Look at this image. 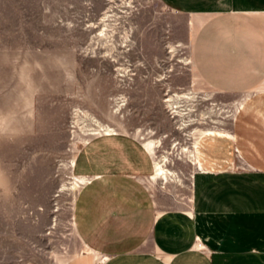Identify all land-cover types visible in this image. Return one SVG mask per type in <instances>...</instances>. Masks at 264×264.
I'll return each mask as SVG.
<instances>
[{"label":"rangeland","instance_id":"obj_1","mask_svg":"<svg viewBox=\"0 0 264 264\" xmlns=\"http://www.w3.org/2000/svg\"><path fill=\"white\" fill-rule=\"evenodd\" d=\"M123 1L0 0V264H63L87 250L74 211L88 176L75 161L95 135H135L168 169L154 163L149 178L157 209L190 201L200 138L231 137L234 95L191 87L185 18L158 0ZM111 4L117 16L98 36Z\"/></svg>","mask_w":264,"mask_h":264},{"label":"crops","instance_id":"obj_2","mask_svg":"<svg viewBox=\"0 0 264 264\" xmlns=\"http://www.w3.org/2000/svg\"><path fill=\"white\" fill-rule=\"evenodd\" d=\"M158 1L185 18L192 89L234 95L231 137L200 138L190 201L157 209L150 149L95 135L75 161L88 176L74 211L87 250L63 264H264V0Z\"/></svg>","mask_w":264,"mask_h":264},{"label":"bare ground","instance_id":"obj_3","mask_svg":"<svg viewBox=\"0 0 264 264\" xmlns=\"http://www.w3.org/2000/svg\"><path fill=\"white\" fill-rule=\"evenodd\" d=\"M132 0H124L122 4H111L109 6V8L106 10L102 21L104 22L102 29H100L98 36H103L106 37L108 35L109 32H107V27L110 25L109 20H114L112 17L117 16V12L115 11V8H117V5L122 6V7H129L132 5L131 3ZM125 37H129V35H125ZM189 95V92H182L181 96L187 97ZM177 96V93L175 94H170L169 97L166 99L167 103L169 104V106L171 107V109L173 111H176V108L178 107V105H176V100H174V97ZM184 150H187V148H183ZM168 171L167 168L164 169V166L157 161L156 162V173L158 175H162L164 173H166ZM88 180V178H86L82 183L86 182Z\"/></svg>","mask_w":264,"mask_h":264},{"label":"built area","instance_id":"obj_4","mask_svg":"<svg viewBox=\"0 0 264 264\" xmlns=\"http://www.w3.org/2000/svg\"><path fill=\"white\" fill-rule=\"evenodd\" d=\"M104 259H105V257H100L99 261L102 262V261H104Z\"/></svg>","mask_w":264,"mask_h":264}]
</instances>
